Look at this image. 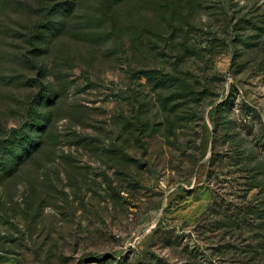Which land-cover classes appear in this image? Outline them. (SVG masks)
I'll list each match as a JSON object with an SVG mask.
<instances>
[{
  "label": "rangeland",
  "instance_id": "obj_1",
  "mask_svg": "<svg viewBox=\"0 0 264 264\" xmlns=\"http://www.w3.org/2000/svg\"><path fill=\"white\" fill-rule=\"evenodd\" d=\"M153 1L0 0V264H264V0Z\"/></svg>",
  "mask_w": 264,
  "mask_h": 264
},
{
  "label": "trees",
  "instance_id": "obj_2",
  "mask_svg": "<svg viewBox=\"0 0 264 264\" xmlns=\"http://www.w3.org/2000/svg\"><path fill=\"white\" fill-rule=\"evenodd\" d=\"M152 5L155 6L157 11H159V12L165 13V11H166V13H169L170 11H172V7L169 5V3H167L166 0L153 1ZM118 19H119V17L116 15V23H117ZM116 29H117V27H116ZM43 99L41 101V104L43 102ZM41 117L45 118L46 116H41ZM45 119H49V116H47ZM37 125H39L40 128H44V126H46V124H43L40 122ZM15 135H16V138H15L14 143H12L10 145H6L7 147H10V151H12L13 154H11L12 157L10 159H8V162H4V163L1 162L2 167L0 169L1 170L0 175L1 174L5 175L8 172L11 173L13 170H15L14 166L18 164V161L22 157L23 152L30 154L33 150H35L39 146L40 142H38L37 139H35L34 137L30 136V134L28 132H23V130H19ZM16 148H17V151H16ZM18 150L19 151L23 150V152L21 153Z\"/></svg>",
  "mask_w": 264,
  "mask_h": 264
}]
</instances>
